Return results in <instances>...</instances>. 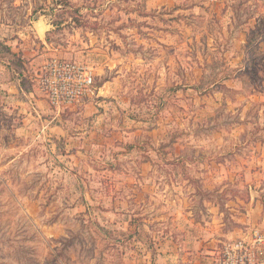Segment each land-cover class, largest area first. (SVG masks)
Listing matches in <instances>:
<instances>
[{"label": "rangeland", "instance_id": "obj_1", "mask_svg": "<svg viewBox=\"0 0 264 264\" xmlns=\"http://www.w3.org/2000/svg\"><path fill=\"white\" fill-rule=\"evenodd\" d=\"M55 57L95 73L74 109ZM257 235L264 0H0V264H264Z\"/></svg>", "mask_w": 264, "mask_h": 264}, {"label": "built area", "instance_id": "obj_2", "mask_svg": "<svg viewBox=\"0 0 264 264\" xmlns=\"http://www.w3.org/2000/svg\"><path fill=\"white\" fill-rule=\"evenodd\" d=\"M94 84V71L77 61L55 57L39 70V91L48 105L56 109L76 108L93 93ZM255 244L264 246V237L257 235Z\"/></svg>", "mask_w": 264, "mask_h": 264}, {"label": "crops", "instance_id": "obj_3", "mask_svg": "<svg viewBox=\"0 0 264 264\" xmlns=\"http://www.w3.org/2000/svg\"><path fill=\"white\" fill-rule=\"evenodd\" d=\"M39 59H40V57H39ZM39 63V61H35V63ZM189 233H187L186 235H185V240H188L189 239ZM199 239V238H198ZM169 243V242H168ZM186 244V245H185ZM196 245V244H195ZM169 247H171L167 252H165L164 254H169V256H167L168 258H170V257H172V254L174 253V252H177V250H178V247L176 246V244L174 243V241L172 240L171 241V243H169V245H168ZM175 247V248H174ZM181 247V246H180ZM184 247H185V249H184V251H185V253H186V255H192V250L193 249H191V247H194V245L193 246H189L188 245V241H187V243H184ZM187 247V248H186ZM196 247H198V246H196ZM200 247V249H197V251L198 250H201V247H204V246H199ZM205 248H207V246H205ZM211 248V247H210ZM196 249V248H195ZM211 253V252H210ZM209 253V254H210ZM212 254V253H211ZM164 257H165V255H164ZM166 257V258H167Z\"/></svg>", "mask_w": 264, "mask_h": 264}]
</instances>
